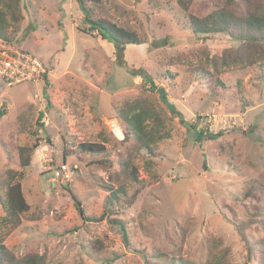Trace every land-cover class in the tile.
<instances>
[{"label": "rangeland", "instance_id": "374dc122", "mask_svg": "<svg viewBox=\"0 0 264 264\" xmlns=\"http://www.w3.org/2000/svg\"><path fill=\"white\" fill-rule=\"evenodd\" d=\"M258 1L193 0L185 11L177 0H103L91 6L95 16L143 41L126 45L122 58L113 42L87 31L79 0L21 1L11 41L37 69L10 83L0 75V181L18 172L29 206L18 226L7 224L0 187V245L16 262L36 255L46 264H262L247 245L264 242V45L196 35L190 26L192 15L246 12ZM130 68L145 69L182 116ZM135 100L166 115L170 136L153 153L126 139L119 114ZM196 131L223 134L199 143ZM89 143L105 151L79 150ZM32 145L22 167L17 148ZM123 159L137 169L136 182L117 164ZM61 165L69 179L57 176ZM119 187L125 191L115 195Z\"/></svg>", "mask_w": 264, "mask_h": 264}, {"label": "trees", "instance_id": "16d2710c", "mask_svg": "<svg viewBox=\"0 0 264 264\" xmlns=\"http://www.w3.org/2000/svg\"><path fill=\"white\" fill-rule=\"evenodd\" d=\"M21 1L22 0H0V38L9 43H13L11 41L10 31L18 29L19 23L24 18L20 6ZM177 1L185 11L188 10L189 5L193 2V0ZM242 1L245 4L248 0ZM79 2L84 12V23L87 24V31H96L104 40L113 42L118 49L120 58H122L126 45L141 44L143 42L137 33L120 28L102 17L95 16V11L91 6H94L95 8L100 5L103 0H79ZM263 2L264 0L258 1L246 12L236 13V11H233L230 7L226 6L211 12L205 17L192 15L190 16L191 30L196 35L227 33L251 44H256L262 41L264 45ZM129 73L132 76L141 77L145 83H150V90L159 94L161 102L173 116H182V113H180L176 106L169 100L166 90L163 87H157L145 69L130 68ZM44 95L47 97L46 91L44 92ZM4 114L5 110L0 108V117ZM164 114L165 113L161 108L152 106L141 100L126 103L124 109L119 114L120 119L125 125L126 139L133 142L138 148L153 153L157 144L170 136L169 133L166 134L162 132V128H164L166 123V115ZM149 120H152L155 125L150 127V124L148 123ZM222 134V132L214 134L210 132L196 131L195 138L197 142L202 143L204 141L216 140L218 137H221ZM36 146L37 145L17 148L18 158L20 159V165L22 167L30 165L32 155L37 148ZM79 150L86 154H94L104 152L105 148L102 145L89 143L80 145ZM104 158H107V156H104L101 159ZM104 162L110 163L111 161ZM117 164H121L122 167L124 166L127 168L131 175V179L134 182L138 180V171L133 167L130 160L123 159L122 161H118ZM60 170L61 167L58 169L57 173L60 172ZM18 175V172L9 170L6 173V177L1 180L2 182L0 181V187L6 188V198L3 201V206L7 215L4 220L7 224L12 225L13 227L20 224V214L29 210V206L27 205L21 190V184L20 182H16V176ZM59 177L63 176L61 175ZM124 191V187H119L114 194L118 195L124 193ZM74 200L80 214L83 216L84 211L81 207L80 201L75 196ZM118 225L121 226L122 231L124 232L125 245L126 247H129L130 241L126 227L121 222H119ZM247 246L249 247L251 254L254 251H258L264 256V242H258L253 246ZM144 257L146 258L145 255ZM21 260L22 262H16L13 254L5 246L0 245V264H46L43 262L42 258H39L36 255H29ZM214 264L229 263H227L225 259H218ZM262 264H264V259Z\"/></svg>", "mask_w": 264, "mask_h": 264}, {"label": "built area", "instance_id": "2783aa9c", "mask_svg": "<svg viewBox=\"0 0 264 264\" xmlns=\"http://www.w3.org/2000/svg\"><path fill=\"white\" fill-rule=\"evenodd\" d=\"M38 61L33 58L32 54L27 51L20 50L12 43L0 38V75L7 82H13L17 79H31L37 69ZM41 68H44L41 66ZM45 69V68H44ZM46 74V69L41 75ZM34 80V78L32 79ZM63 176L69 179L71 169L67 165H62L57 176Z\"/></svg>", "mask_w": 264, "mask_h": 264}]
</instances>
